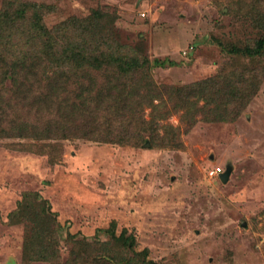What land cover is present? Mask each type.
<instances>
[{"label": "rangeland", "instance_id": "rangeland-1", "mask_svg": "<svg viewBox=\"0 0 264 264\" xmlns=\"http://www.w3.org/2000/svg\"><path fill=\"white\" fill-rule=\"evenodd\" d=\"M19 1L48 6L49 29L148 56L160 97L145 106V118H155L156 140L165 144L152 147L149 134L138 147L72 137L49 152L60 158L55 164L18 150L27 140L0 141V264H50L25 259L26 227L11 224L30 191L57 218L51 245L62 264L71 260L73 235L87 247L107 241L114 224L156 264H264V61L231 55L214 41L254 45L262 31L248 18L264 0ZM231 70L259 78L249 101L219 95L214 79ZM208 78L214 88L205 103L191 85ZM80 123L75 134L84 131ZM218 168L229 170L227 183L210 173ZM34 201L42 211L41 199Z\"/></svg>", "mask_w": 264, "mask_h": 264}, {"label": "trees", "instance_id": "trees-1", "mask_svg": "<svg viewBox=\"0 0 264 264\" xmlns=\"http://www.w3.org/2000/svg\"><path fill=\"white\" fill-rule=\"evenodd\" d=\"M259 5L260 9L251 7L248 18L262 31L254 45H228L214 38L222 50L264 61V4ZM49 10L38 3L5 0L0 11V141L27 140L18 150L41 155L56 151V144L72 137L138 147L149 134L152 147L164 145L156 140L158 122L154 117L151 121L145 118V106H152L160 97L151 59L139 51L117 50L86 36L73 37L69 30L57 26L49 29L44 23ZM19 27L25 31L17 37ZM248 73L224 71L223 78L214 79L216 86L222 87L219 95L224 101L228 94L246 102L255 96L260 81L253 70ZM191 86L202 92L196 99L207 103L213 79ZM78 122L84 131L75 134ZM48 140L57 141L52 144ZM168 145L177 147L172 140ZM49 157L55 164L60 160L52 154ZM35 199H41L42 211L35 208ZM14 211L11 224L26 227L25 259L62 264L59 248L51 245L55 231L50 230L53 214L47 200L30 191ZM106 232L110 235L107 241L87 243V247L75 235L73 241L68 239L73 249L67 264H156L147 248L138 251L137 237L126 228L117 234L114 224ZM75 246L79 248L74 250Z\"/></svg>", "mask_w": 264, "mask_h": 264}, {"label": "water", "instance_id": "water-1", "mask_svg": "<svg viewBox=\"0 0 264 264\" xmlns=\"http://www.w3.org/2000/svg\"><path fill=\"white\" fill-rule=\"evenodd\" d=\"M229 175H230L229 170L225 174H221L220 179L222 180V182L227 183L230 177Z\"/></svg>", "mask_w": 264, "mask_h": 264}, {"label": "built area", "instance_id": "built-area-1", "mask_svg": "<svg viewBox=\"0 0 264 264\" xmlns=\"http://www.w3.org/2000/svg\"><path fill=\"white\" fill-rule=\"evenodd\" d=\"M184 53L187 54V51H185ZM221 172H222V169L221 168L213 169V170L210 171V173L212 175H219V174H221Z\"/></svg>", "mask_w": 264, "mask_h": 264}]
</instances>
